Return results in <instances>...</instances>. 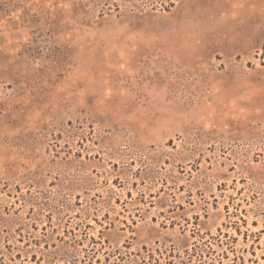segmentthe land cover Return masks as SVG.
Masks as SVG:
<instances>
[{
    "label": "rangeland",
    "instance_id": "obj_1",
    "mask_svg": "<svg viewBox=\"0 0 264 264\" xmlns=\"http://www.w3.org/2000/svg\"><path fill=\"white\" fill-rule=\"evenodd\" d=\"M0 264H264V0H0Z\"/></svg>",
    "mask_w": 264,
    "mask_h": 264
}]
</instances>
